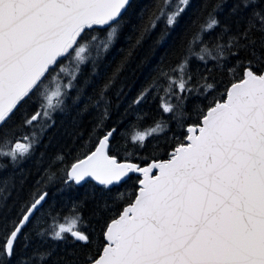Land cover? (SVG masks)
Returning <instances> with one entry per match:
<instances>
[{
  "label": "snow or ice",
  "instance_id": "snow-or-ice-1",
  "mask_svg": "<svg viewBox=\"0 0 264 264\" xmlns=\"http://www.w3.org/2000/svg\"><path fill=\"white\" fill-rule=\"evenodd\" d=\"M138 2L0 0V264H48L54 248L43 245L49 240L79 242L81 249L96 247L94 253L73 250L67 254L72 260L58 257L53 264H264V0H238L232 6L235 30L228 22L221 26L225 0L214 4L202 20L197 16L191 24H198V30L183 46L178 63L165 68L162 58L154 69L157 74L128 105L125 115L149 96L158 98L162 113L183 124L193 93L207 101L194 106L197 121L187 124L186 135L167 159L145 161V166L109 154L117 128L105 131L111 108L108 93L161 21L165 29L157 44L189 9L202 10L194 8L192 0H153L139 10ZM218 27L221 32L209 46L204 36ZM126 29L131 32L127 53L97 91V77L107 71L105 54ZM233 57L235 63L227 67L232 82L209 99L216 85L208 76L191 72L192 59L205 66L214 61L224 70ZM33 102L37 107L29 114ZM92 109L97 115L81 148L93 142L95 148L60 169L62 184L79 186L90 179L102 192H111L130 174L139 173L134 191L97 202L93 214L110 216L95 241L82 230L86 225L80 202L73 203L62 221L59 213L36 216L49 197L42 186L56 181L51 168L63 163L62 153L50 158L44 175L19 203L26 179L22 165L54 126L52 114L76 111L75 123ZM24 129L28 131L17 135ZM167 130L169 123L157 120L135 131L131 141L143 148L148 138ZM40 155L38 165L44 153ZM18 203L16 216L9 219ZM34 217L32 230L41 244L30 255L19 254L20 234ZM24 239L27 249L29 237Z\"/></svg>",
  "mask_w": 264,
  "mask_h": 264
},
{
  "label": "trees",
  "instance_id": "trees-1",
  "mask_svg": "<svg viewBox=\"0 0 264 264\" xmlns=\"http://www.w3.org/2000/svg\"><path fill=\"white\" fill-rule=\"evenodd\" d=\"M219 0H192L193 7L201 9L199 13H194L193 9H189L188 14L185 15L179 25L170 31L169 35L165 36L164 40L159 44L156 41L160 38L162 32L165 29V24L161 21L158 27L145 37L142 44L137 48L134 53L135 59L130 63L127 70L121 75L117 81L116 86L111 89L108 93L107 99L110 101V118L106 121V129L116 127L117 132L115 136L110 140L109 154L117 157L119 161H132L139 163L140 165L145 164V161L149 162L152 159H165L167 153L171 151V148L176 143L183 139L186 135L187 124L195 123L197 121V113L193 110L194 106L201 104L204 106L207 101L204 100L203 96L196 93L188 99L185 107L186 117L183 124H178L176 120L172 118V114H163L159 108V99L153 100L152 96H149L148 102L139 105L134 110L129 111L125 115V110L133 99H135L138 92L142 87L146 86L153 77L157 74L154 69L161 65L163 58V66L165 68L174 66L178 63L179 58L183 52V46L187 45L188 40L198 30V24L193 26L191 21L197 19L202 20L207 16ZM238 0H225L223 11L219 13V19L221 20V26L225 22L232 25L233 30L236 27L235 17L229 15L232 6L237 3ZM153 0H139L137 9L143 8L145 5L151 6ZM242 26V24H241ZM221 28L218 27L214 31L204 36L206 43L212 46L215 38L220 34ZM103 33H101L102 35ZM131 35L130 30H125V33L117 38L112 48L105 54V60L103 63L107 66V71L102 72L101 76L97 77L96 90L98 91L104 83V79L111 74L113 68L119 63L124 55H126L129 48V42L127 37ZM132 42L135 40L133 38ZM235 57L231 58L224 70L217 68L214 61L209 60L207 65L192 59L190 64L191 72L200 76H208V82L214 83L216 88L211 91L209 99L217 97L222 94L227 86L232 82V78L227 74V67H230L235 63ZM211 70V71H209ZM85 74L88 73L89 69H84ZM83 80V77H81ZM196 82L194 77L193 83ZM203 91V89H201ZM88 95L93 94V89L87 90ZM120 93L117 98V93ZM75 95V92L72 93ZM85 99H87L85 97ZM71 103V100L68 101ZM36 103L33 102L29 114L36 110ZM83 107V104H81ZM97 115V110L92 109L91 111L84 113L82 116L76 118V122H73V117H76V111L69 113L54 112L52 114V120L54 126L49 128L43 135L41 143L38 146L35 155L32 159L26 161L22 167L25 172V183L21 193V199L19 203H23L28 198L29 192L33 190L37 180H40L44 175L45 168L49 167L51 162L50 158L54 157L58 153H62L64 160L63 163H56L51 171L57 173V179L55 182L42 186V190L49 192L47 203L44 204L43 208L36 214H46L51 212L52 215L60 214L61 221L63 217L69 215L72 211L73 203L80 202V212L85 222V227L82 228L86 233H91L93 240H97L100 236L101 229L104 226L105 220L110 216L109 213H105L103 216L94 215V209L97 202L104 199L111 202L112 198L116 196L118 192L130 193L135 190L136 180L139 176L130 175V179L126 182L121 183L118 187H112L111 192H102L101 186L96 185L93 182L88 181L79 186L67 187L64 186L59 179L61 173L60 169L66 166L70 167L71 163L77 158H83L84 155L89 154L95 148V142L92 143L90 148L82 149L81 146L89 139V133L91 132L94 125V117ZM137 116H142V120H138ZM163 119L169 123V130L166 134L159 136L154 135L148 138L143 148L140 145L133 144L131 141V135L135 131H144L154 124L155 121ZM28 129H24L23 132H18L17 135H22L27 132ZM103 133H101L102 135ZM41 153H44L42 163L39 165L37 161L41 159ZM13 198L16 193L13 192ZM128 200L125 199L124 203ZM9 204L12 203L10 199ZM19 203L16 205L11 213L9 219L16 216V212L19 209ZM123 207V203L120 205ZM18 222V221H17ZM50 222V221H49ZM33 223H36L35 217L32 223H29L20 234L17 242V252L22 255H30L38 245L41 244L39 238H37L35 232L32 230ZM47 225H45L46 227ZM28 236V247L24 248L25 239ZM70 239V238H69ZM54 248L53 256L48 261V264H53L58 257H64L66 260H72L73 257L67 255L73 250L80 251H96L95 245H89L88 249H81L79 242L63 243L53 242L49 240L43 245V248ZM63 264V261H61Z\"/></svg>",
  "mask_w": 264,
  "mask_h": 264
},
{
  "label": "water",
  "instance_id": "water-1",
  "mask_svg": "<svg viewBox=\"0 0 264 264\" xmlns=\"http://www.w3.org/2000/svg\"><path fill=\"white\" fill-rule=\"evenodd\" d=\"M226 98V97H225ZM94 150V149H93ZM92 150V151H93ZM82 159V158H81ZM165 159H167V158H165ZM119 161V160H118ZM120 162H124V161H120ZM130 162H132V161H130ZM149 162H151V161H149ZM134 163H136V162H134ZM141 166H145V164H142ZM130 175H136V176H139V173H132V174H130ZM88 181H90V182H93V181H91L90 179L88 180ZM93 183H95V182H93ZM84 184V183H83ZM82 185V184H81Z\"/></svg>",
  "mask_w": 264,
  "mask_h": 264
}]
</instances>
